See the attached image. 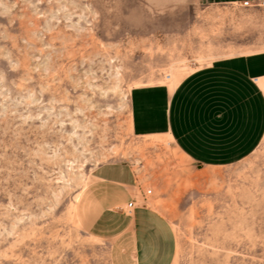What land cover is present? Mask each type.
Wrapping results in <instances>:
<instances>
[{
  "label": "rangeland",
  "instance_id": "obj_1",
  "mask_svg": "<svg viewBox=\"0 0 264 264\" xmlns=\"http://www.w3.org/2000/svg\"><path fill=\"white\" fill-rule=\"evenodd\" d=\"M262 1L0 0V264H114L76 214L112 165L171 225L173 264H264V141L203 170L167 137H135L129 114L137 86L264 50Z\"/></svg>",
  "mask_w": 264,
  "mask_h": 264
},
{
  "label": "crops",
  "instance_id": "obj_2",
  "mask_svg": "<svg viewBox=\"0 0 264 264\" xmlns=\"http://www.w3.org/2000/svg\"><path fill=\"white\" fill-rule=\"evenodd\" d=\"M129 114L135 137H167L203 170L237 164L264 141V50L216 58L175 83L137 86ZM138 189L129 166L97 168L78 195V221L92 236L112 241L114 264H173V229L158 211L139 206ZM132 201L136 208L128 213Z\"/></svg>",
  "mask_w": 264,
  "mask_h": 264
},
{
  "label": "built area",
  "instance_id": "obj_3",
  "mask_svg": "<svg viewBox=\"0 0 264 264\" xmlns=\"http://www.w3.org/2000/svg\"><path fill=\"white\" fill-rule=\"evenodd\" d=\"M236 4V3H235ZM250 4H249V2H244L243 3V6H249ZM261 5H263L264 6V2L261 4ZM167 80H170V76L168 75L167 76ZM152 194V191L151 190H148L147 192H146V194H143V198L144 199H146L147 198V196L148 195H151ZM136 208V202L135 201H132V202H130L128 205H127V212L128 213H131V212H133V210Z\"/></svg>",
  "mask_w": 264,
  "mask_h": 264
},
{
  "label": "bare ground",
  "instance_id": "obj_4",
  "mask_svg": "<svg viewBox=\"0 0 264 264\" xmlns=\"http://www.w3.org/2000/svg\"><path fill=\"white\" fill-rule=\"evenodd\" d=\"M170 80H172V77L170 76ZM169 84H171V83H169Z\"/></svg>",
  "mask_w": 264,
  "mask_h": 264
}]
</instances>
